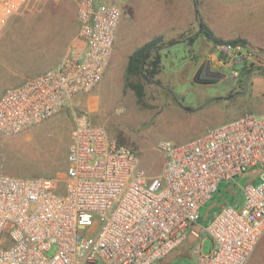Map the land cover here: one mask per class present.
<instances>
[{"label": "built area", "instance_id": "obj_1", "mask_svg": "<svg viewBox=\"0 0 264 264\" xmlns=\"http://www.w3.org/2000/svg\"><path fill=\"white\" fill-rule=\"evenodd\" d=\"M26 1L0 0V38ZM121 13L113 2L76 0L71 51L0 94V138L95 89ZM157 149L162 171L148 176L103 127L81 123L71 132L62 178L0 170V264H158L189 238L195 264H246L264 234V117L243 113L200 138ZM249 169L253 177L240 185ZM222 182L238 188L242 203L222 204L203 225L200 210Z\"/></svg>", "mask_w": 264, "mask_h": 264}, {"label": "rangeland", "instance_id": "obj_2", "mask_svg": "<svg viewBox=\"0 0 264 264\" xmlns=\"http://www.w3.org/2000/svg\"><path fill=\"white\" fill-rule=\"evenodd\" d=\"M103 1L117 4L122 12L105 75L95 89L77 95L50 119L0 138L4 173L62 178L71 132L78 124L91 123L133 151L148 176H158L163 166L160 143L204 136L216 127L218 113L227 118L245 112L264 116V94L252 95L254 84L264 86V0ZM75 3L27 0L11 17L0 38V94L54 68L71 51L77 33ZM202 25L207 35L201 33ZM153 40L151 56L158 55L159 63L150 68L156 73L146 82L140 74H128V59ZM205 67L215 76L195 78ZM244 90L245 95L230 99ZM252 177L249 169L237 182L244 185ZM242 200L236 186L222 182L200 210L203 225L222 204ZM210 248L211 241L204 239L203 254ZM186 253L169 256L167 264H195L189 249ZM246 264H264V234Z\"/></svg>", "mask_w": 264, "mask_h": 264}, {"label": "trees", "instance_id": "obj_3", "mask_svg": "<svg viewBox=\"0 0 264 264\" xmlns=\"http://www.w3.org/2000/svg\"><path fill=\"white\" fill-rule=\"evenodd\" d=\"M201 33L207 35L208 32L202 25V30ZM156 42L157 40H153L144 46H142L138 51H136L134 54H132L129 59H128V66H127V72L128 74H133V75H139L140 74V65H141V60L144 56H146V62L144 63V69H143V74L148 77V79H151L152 75L155 74L156 72L150 68L156 67L157 64L159 63V56H151V52L156 50ZM158 54V53H157ZM193 244V240L191 238L186 241V243L179 247L177 251H173L169 256H185L187 253L186 251L191 248ZM173 254V255H172ZM168 256V257H169ZM168 259L165 258L159 263L167 264Z\"/></svg>", "mask_w": 264, "mask_h": 264}, {"label": "crops", "instance_id": "obj_4", "mask_svg": "<svg viewBox=\"0 0 264 264\" xmlns=\"http://www.w3.org/2000/svg\"><path fill=\"white\" fill-rule=\"evenodd\" d=\"M99 1H103V0H99ZM104 2H107V1H104ZM264 94V86H260V85H253L252 87V95L253 96H258L260 94ZM200 109V108H199ZM203 110V109H202ZM229 113V112H227ZM245 113H248V112H245ZM221 114V113H220ZM219 113L218 115L216 116V118L214 119V123H213V126H219L221 124H224V123H227L229 121H232L235 119V116L233 114V116H231L230 118H227L226 115H223L221 116ZM264 117V116H263ZM237 118V117H236Z\"/></svg>", "mask_w": 264, "mask_h": 264}, {"label": "water", "instance_id": "obj_5", "mask_svg": "<svg viewBox=\"0 0 264 264\" xmlns=\"http://www.w3.org/2000/svg\"><path fill=\"white\" fill-rule=\"evenodd\" d=\"M195 19L197 20V12L195 11ZM145 60H146V56H144L141 60V65H140V75L141 77L146 81V82H149L150 80L148 79V77H146L144 74H143V69H144V63H145ZM152 83H156V81H152ZM245 90L242 91V92H239V93H236L234 94L232 97H230V99H235L236 97L238 96H243L245 95Z\"/></svg>", "mask_w": 264, "mask_h": 264}, {"label": "flooded vegetation", "instance_id": "obj_6", "mask_svg": "<svg viewBox=\"0 0 264 264\" xmlns=\"http://www.w3.org/2000/svg\"><path fill=\"white\" fill-rule=\"evenodd\" d=\"M215 76L212 74V70H210L208 67L200 69V71L197 73L195 78H203V79H209ZM158 85V84H157Z\"/></svg>", "mask_w": 264, "mask_h": 264}]
</instances>
